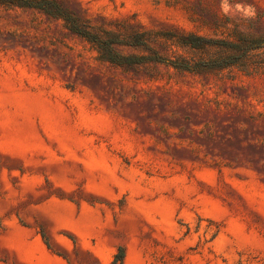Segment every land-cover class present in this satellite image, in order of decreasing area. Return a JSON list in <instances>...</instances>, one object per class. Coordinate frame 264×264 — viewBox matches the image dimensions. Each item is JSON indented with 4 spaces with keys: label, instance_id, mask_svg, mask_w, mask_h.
<instances>
[{
    "label": "rangeland",
    "instance_id": "obj_1",
    "mask_svg": "<svg viewBox=\"0 0 264 264\" xmlns=\"http://www.w3.org/2000/svg\"><path fill=\"white\" fill-rule=\"evenodd\" d=\"M52 1L148 62L0 0V264H264V0Z\"/></svg>",
    "mask_w": 264,
    "mask_h": 264
},
{
    "label": "trees",
    "instance_id": "obj_2",
    "mask_svg": "<svg viewBox=\"0 0 264 264\" xmlns=\"http://www.w3.org/2000/svg\"><path fill=\"white\" fill-rule=\"evenodd\" d=\"M10 1L12 3H17L20 6L42 10L55 19L65 20L67 23L71 24L72 30L76 34L98 45L104 51L106 58L113 63L136 65V64H143V63L148 62V59H142V58L139 59L134 56H130V57L121 56L120 53L114 48V44L119 43V41H116L114 39L113 34H108V36H110L109 41L103 40L100 32L96 28L90 25L85 15L70 11L68 8H65L62 4H60L57 1H52V0H10ZM131 38L133 37L131 36ZM190 38L192 39L196 37L191 36ZM196 39L203 42V45L189 42V41L186 44L190 45L193 48H200L202 46L211 44V41L209 40L198 38V37ZM139 44L142 45L141 43ZM128 46L138 47L139 45L130 43L128 44ZM157 61L166 62L161 59H158ZM170 64L174 65L177 68L190 69L189 67L177 65L175 63H170ZM125 256H126L125 249L123 247H120L118 254L115 257L114 264H123L125 260Z\"/></svg>",
    "mask_w": 264,
    "mask_h": 264
},
{
    "label": "clouds",
    "instance_id": "obj_3",
    "mask_svg": "<svg viewBox=\"0 0 264 264\" xmlns=\"http://www.w3.org/2000/svg\"><path fill=\"white\" fill-rule=\"evenodd\" d=\"M220 7L223 14L229 16V18L239 16L242 20H250L256 16V10L251 4L236 3L235 5H229L228 0H221Z\"/></svg>",
    "mask_w": 264,
    "mask_h": 264
}]
</instances>
